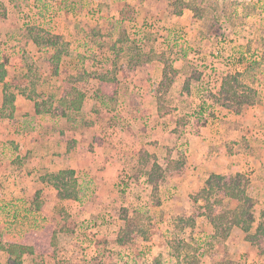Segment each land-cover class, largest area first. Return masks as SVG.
<instances>
[{
    "label": "rangeland",
    "instance_id": "obj_1",
    "mask_svg": "<svg viewBox=\"0 0 264 264\" xmlns=\"http://www.w3.org/2000/svg\"><path fill=\"white\" fill-rule=\"evenodd\" d=\"M96 1L0 2L1 18L11 23L8 33L0 25V61L8 63L7 84L11 91L18 95L25 92L27 99L39 103L48 102L50 106V102L54 103L52 113L42 115L38 125L47 127V133L53 135L61 128H69L71 131L65 135L69 139L68 145L81 150L86 160L97 153L117 154L113 138L118 142L127 141L128 135L137 133L138 139L136 143L132 142L133 149L125 151L126 165L123 163L121 168L114 170V175L99 177L96 171L106 166L96 169L93 163H87V169L79 170L81 182L86 186L80 201L71 202L67 208L49 212V215L36 214L34 198L31 201L24 197L22 202L19 198L6 199L1 187L0 217L5 216L10 222L6 220L5 226L0 221V242L6 240V235H16L31 226L39 229L49 222L61 232L58 250L64 252L62 258L67 257L61 260L63 262L245 264L243 260L246 259L248 264L250 259L256 261L261 254L247 241L248 234L240 227L233 228L231 234L235 238L231 242H228L229 237L226 240L215 238L211 230L204 229L206 234L201 236L196 229L211 224L208 219L207 222L201 218L205 202L202 200L199 204L200 200H196L209 178L199 183L198 192L189 193L190 199L177 193L178 186L171 175L157 180L159 191L153 194L148 183L149 165L145 162L155 157L165 164L171 153V142L179 140L186 130L195 132V126H202L213 116L210 106L199 112L196 110L195 85L191 84L187 90L183 84L186 76H195L200 61L208 62L203 66L210 73L213 67L209 63L216 58L222 66L232 67L229 71L232 75L241 74L242 83L258 93L259 120L254 127L241 123L240 133L235 138L247 142L258 165L256 175L255 170L243 174L249 181L247 194L254 201L255 223L251 235L256 233L259 224L264 223V0H135L134 6L121 4L124 8L118 18L112 16L109 5ZM147 3L152 7L160 4L158 14L152 13ZM25 15L32 19L30 23H26ZM30 28L64 37L57 49L47 45L37 47L41 52L39 64L34 59L36 50L26 51ZM16 48L25 53L15 55ZM57 52L62 53L58 73L52 62ZM150 59L164 60L173 67L178 65L180 70L176 75H170L174 82L168 90L158 94L157 101L155 98L150 102L147 98L144 102L138 92L144 82L136 73ZM16 61L24 67L21 73H17L15 64L10 63ZM222 66L212 70L224 74L227 70ZM104 74L114 81L112 87L118 91L117 101H109L108 106L99 98V78ZM131 74H135L134 77ZM209 82L201 85L208 99L217 91V86L211 87ZM67 88L80 91L85 99L81 111L67 110L63 117L57 106ZM159 97L163 113L148 114L143 105L147 103L155 108ZM168 114L176 127L161 122V117ZM76 136L79 140L74 139ZM191 137L183 138L181 152L184 155ZM144 143L151 146L148 151L142 145ZM161 147L164 148L162 152ZM140 155L145 167L137 164ZM121 183H124L123 188ZM181 187L185 192L190 191L186 186ZM215 199H222L226 209L235 208L219 193H215L211 202ZM178 200L183 204L175 208ZM189 201L193 208L187 206ZM126 213L135 221L136 234L125 245H119L118 236L125 227ZM192 215L198 218H195V227H185L180 217ZM179 242L186 246L179 248ZM54 263L49 260V264Z\"/></svg>",
    "mask_w": 264,
    "mask_h": 264
},
{
    "label": "crops",
    "instance_id": "obj_2",
    "mask_svg": "<svg viewBox=\"0 0 264 264\" xmlns=\"http://www.w3.org/2000/svg\"><path fill=\"white\" fill-rule=\"evenodd\" d=\"M4 1L6 0H0V2ZM96 2L97 4L101 3L107 4V6L109 5L111 11H113L112 16H115L116 18H118V16L121 14L120 12L124 8L123 6H121V4L125 3L131 6H134L136 4L135 0H97ZM148 4L149 3H147V5ZM159 6L160 4L156 7L148 5L150 11H152V13L154 14H158V11L160 10ZM151 7L153 10L151 9ZM9 23V20H6V18H1L0 16V25H3L5 27L3 31H7V33L9 31L8 27H10L11 25V23ZM61 28L62 27L60 26V29ZM10 34L15 35V32H11ZM56 34L59 35V33ZM26 38L28 40L26 51L29 52V50H36L34 59L35 61H37V64H39L38 61L40 60L39 56L41 55V52L37 48L38 46L29 38V36ZM18 50V48L14 49L15 55L25 53V50H22L19 53ZM152 62H157L158 65ZM164 62V60L152 61L150 59L149 62H145L144 66L141 69H138L136 73V75L138 76L137 78L140 81L144 82L143 86L138 89V92L139 95L143 97L144 102L147 98H149L150 102H152V100L155 98L157 101L158 88L164 78ZM10 63L15 64L14 70H17V73H21L22 71H24L22 63L18 61ZM207 63L201 61L198 62L195 69V79L191 80V84L195 85V106L197 102L198 107L197 109H195L199 112V110L204 109V107L210 106L208 108H210L212 113H214L213 116H211L208 119V122L204 123L202 126H195V132L192 130V132L190 131L189 133L186 130L183 136L180 137L179 135V140L171 142V153H168L169 156L167 157L165 164H161L155 157H152L149 162H145L147 163V165H149L147 166L148 173L152 170L155 162H157L163 169H166L170 159L176 161L181 155H184L181 152L183 151L181 146L183 138H185L186 136H192L188 144V150L184 155L186 157L185 172L181 176L174 177L175 184L178 186L177 193L186 195L187 199H190L189 193H193V190L195 192H198L201 188V185L199 186V183H201L202 180L206 181L211 175L226 176L235 175L237 173L245 174L246 171L252 172L254 170L256 175L258 170V165L256 166L257 162L253 158L252 151L248 149L247 142L235 138L240 133V125H242L243 123H248V126L254 127V124L257 123L260 117L258 113V105L244 106L242 113L239 115L235 114L232 110H229L222 106L218 102L217 98L222 87L224 77L232 74L229 72L230 68L232 67L226 68L224 65L222 66L216 58H214L213 62L209 63L211 64L209 66L218 68V70L220 66H222L221 68H225L227 72L222 74L219 73L216 69L212 70V68L211 72L209 73L207 71V67H204ZM0 64H2L1 61ZM4 64L7 71V77L5 81L6 83H8L9 66L7 62H5ZM174 68H176V70L178 71L180 70V67H178V65H174ZM131 75L132 77H134L135 74ZM188 78H190V75L185 77L183 88ZM207 81H210L209 83L211 87L215 85L217 86V91H214L216 93L209 99L207 98V96L205 98V94L204 96L201 95V85ZM36 102L37 101L35 100L27 99L25 97V94H16V100L14 103L15 117H13V119L1 118V111L3 109L4 103V83H0V120L2 122L0 123V188L2 187L1 191L6 199H10L12 197L14 199L19 198V200H21L20 202H22V199H24V197H28L31 201H33L34 198L36 214H44L46 216L51 214L49 212L67 208L69 206V203L71 202L78 203L80 201V199L77 201L70 199H61L59 197V192L57 191V189L53 185H50L48 183V175L57 174L64 170L76 171L81 198L82 190L84 191V189H86V186H84L81 182L79 170L87 169L88 164L92 165L91 163H93V167L96 169L106 166L105 169L100 170L101 172L98 170L96 171L99 177H103L106 174L108 176L114 175V170L117 171L119 168H121V166H123V163L124 166L126 165L124 155L127 153H125V151L133 149L132 142L136 143V140L138 138L137 133L128 135L127 141L123 139L122 141L118 142V139L113 138L112 142H115V149L116 151H118L117 154H113V152L110 154L97 153L96 156H93L91 159L86 160V158L82 157L81 150L77 149L76 147L72 148L68 145L69 139L65 135H67V133L71 131L68 130L69 128H61L56 134L53 135L51 133H47V127L45 128L44 126L41 127L40 125H38L42 115H38L36 113ZM143 108L147 110L148 114H152L153 112L159 113L158 102H156L155 108L152 105L149 106L147 103L143 105ZM161 122L163 124H170L171 127H176L177 125L176 122L171 119L170 114H168L165 118L161 117ZM74 139L79 140L77 136L74 137ZM173 139H175V135H173ZM142 145L146 147L147 151L149 150V148H151V146H147L146 143ZM69 148L70 150H68ZM163 150L164 148L161 147V152ZM142 158L143 157L141 155L137 157V164L138 166L141 165L142 167H145V163ZM15 161L16 163H14ZM150 164L152 166L151 168ZM35 178H37V180H35ZM181 186H186V188H188L187 190L190 191H183L184 188ZM174 192H176V190ZM37 193H40L38 200L36 197ZM37 201H39L38 203L40 204L41 209H37ZM177 202L178 203L174 205V207L180 208L179 204L183 203H181L180 200H178ZM202 203V200H200L199 204ZM172 204L175 203L172 202ZM187 204V206L193 208L191 201H189ZM28 205L31 206V204ZM201 218H205L207 220L206 216H201ZM6 220L7 223L10 222L9 218L5 219V216L0 217V221H2V223H5V226H7ZM18 225L19 224H17V226ZM48 226L54 227V224L48 222L47 224H45V226L39 229H35L33 226L26 227L16 235H6V240H4V242H0V246L5 245L7 242L21 243L22 241H24L26 233L31 231H41ZM208 226H205V228L201 227L200 230L199 228L196 229L201 232V236H204L206 234L204 233V229L207 232H210L211 230L212 234L215 235L213 226L211 224ZM57 231L58 247L55 255H52L51 253L45 256L25 255L21 264H49V260H54V264H59L63 262L61 260H66L67 257L62 258L64 252L60 253V251L58 250L61 232L59 230ZM4 233L6 234V231ZM234 238V235L231 234L228 238V242H231L232 240H234ZM263 259L264 256L260 255V257H258V259L254 262H252L250 259V261H248V264H264ZM245 260L246 259H244L243 262L246 264ZM70 263L77 264L73 262ZM0 264L15 263L12 257L6 251L0 250Z\"/></svg>",
    "mask_w": 264,
    "mask_h": 264
},
{
    "label": "trees",
    "instance_id": "obj_3",
    "mask_svg": "<svg viewBox=\"0 0 264 264\" xmlns=\"http://www.w3.org/2000/svg\"><path fill=\"white\" fill-rule=\"evenodd\" d=\"M29 38L37 45H47L53 49H57L60 42L64 41V37L51 34L40 28H30ZM62 53L57 52L52 58L53 66L57 70L58 64L62 60ZM164 78L158 88V94L161 91L168 90L173 82L172 74L176 75L177 70L167 62H164ZM171 72V73H170ZM56 73H58L56 71ZM241 74H231L224 77L222 87L219 91L218 102L225 108L232 110L235 114L242 113L244 106H255L257 103L258 93L254 89L246 87L241 81ZM7 71L5 64H0V83H4V103L1 111V118L12 119L15 115V100L16 94L11 91V88L6 83ZM195 76L188 78L185 82L184 88L189 90L191 80ZM100 82V96L103 104L108 106V102L115 103L118 97L116 87H112L114 81L108 74L101 75ZM23 95L25 92H21ZM159 97V114L163 112V105L160 104ZM85 95L80 91L72 88H67L60 97V103L57 106L58 113L65 116L67 110L70 112H79L82 109ZM39 103L36 102V113L38 115L51 114L54 109V103L50 102ZM70 150V148L68 149ZM186 157L181 156L178 160H169L166 169H163L157 162L154 163L152 170L148 173V183L153 188V194L159 191V183L157 180L165 179L166 176L171 175L173 178L181 176L185 172ZM48 183L53 185L59 192L61 199L79 200L80 187L77 178V173L74 170H64L57 174L48 175ZM249 185L248 179L241 173L235 175H211L207 180L206 187L199 194L196 200H203L205 206L203 207V216H206L210 221L215 231V238L226 240L234 227H240L247 236V241L256 246L259 253L264 255V223L259 224L256 233L251 235L253 224L255 223V215L253 212L254 201L252 197L247 194ZM215 193H219L229 202L234 204L235 208H224L222 199H215L211 202ZM40 193H37V200ZM37 201V209H41ZM195 215L189 217H180L181 223L186 227H195ZM125 227L121 229L118 236V244L125 245L129 240L134 238L136 234L135 221L129 218L128 213L125 216ZM58 231L48 226L41 231H31L26 233L24 241L21 243L7 242L5 245L0 246V250L6 251L13 259L15 264H21L25 255H38L45 256L49 253L55 255L58 247L57 239ZM179 248L186 246L184 243H178ZM60 264H72L70 262H61Z\"/></svg>",
    "mask_w": 264,
    "mask_h": 264
},
{
    "label": "built area",
    "instance_id": "obj_4",
    "mask_svg": "<svg viewBox=\"0 0 264 264\" xmlns=\"http://www.w3.org/2000/svg\"><path fill=\"white\" fill-rule=\"evenodd\" d=\"M50 15L52 16V13ZM25 16H26V23H30L32 21V19L28 18L27 15H25ZM18 52H20V49L18 50ZM204 94H205V89L202 87L201 88V95L204 96ZM121 186L123 188L124 187V183H121Z\"/></svg>",
    "mask_w": 264,
    "mask_h": 264
}]
</instances>
